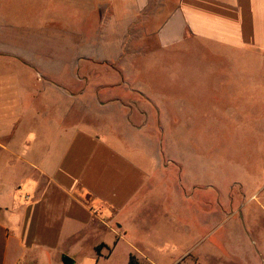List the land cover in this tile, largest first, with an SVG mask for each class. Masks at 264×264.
I'll return each instance as SVG.
<instances>
[{"label":"crops","instance_id":"1","mask_svg":"<svg viewBox=\"0 0 264 264\" xmlns=\"http://www.w3.org/2000/svg\"><path fill=\"white\" fill-rule=\"evenodd\" d=\"M19 1L22 15L0 5V264H259L264 204H251V236L230 225L231 249L215 245L224 214L199 182L206 156L162 153L152 131L190 94L161 102L148 82L177 65L184 79L193 39L214 45L251 58V119L264 122V0ZM131 32L157 54L129 91ZM83 95L82 120L68 122L65 96ZM182 160L188 187L167 171Z\"/></svg>","mask_w":264,"mask_h":264},{"label":"rangeland","instance_id":"2","mask_svg":"<svg viewBox=\"0 0 264 264\" xmlns=\"http://www.w3.org/2000/svg\"><path fill=\"white\" fill-rule=\"evenodd\" d=\"M0 5L3 10H17L21 15L24 8V2L19 0H0ZM100 35L102 34L96 36ZM123 36L131 63L128 73V78L131 79L127 82V87L132 91L136 67L140 71L150 67L145 63L153 58L154 53L157 54V49L148 42L147 33L131 32ZM191 46L195 58H192V62L190 58L187 60L188 65L184 69L186 78L183 79V72L177 65L173 66L175 75L166 82H148V93L161 102L168 100L170 89L190 94L182 113L169 112L172 120L166 119L165 128L162 127L159 132L157 129L152 131L154 135H161V140H164V143L160 141L162 153L182 159L190 153H202L206 156L201 170L204 176L199 178V182L203 186L202 190L207 192L209 201L222 202L223 239L216 241L215 245L228 250L233 243L224 233L228 226H237L244 234L251 236V204H264V122L251 119L254 115V111H251L254 104L251 95V58L234 56L233 53L227 56L223 49L195 39L191 41ZM180 52L183 54V50ZM231 56L236 60L230 61L227 57ZM198 59L202 62H198ZM86 96L79 99L65 96V120H82L87 105L93 100ZM184 117L188 123H184ZM183 163L182 160L176 167L168 163L167 171L178 172L182 182L185 177L188 187L192 177L182 167ZM260 216L257 227L264 238V215ZM252 248L264 249V241L258 242L256 246L252 245ZM124 253L125 247H122L117 254L118 262ZM200 253L207 255L209 251L201 249ZM170 257L156 258L155 261L167 264ZM256 258L259 264H264V250Z\"/></svg>","mask_w":264,"mask_h":264},{"label":"water","instance_id":"3","mask_svg":"<svg viewBox=\"0 0 264 264\" xmlns=\"http://www.w3.org/2000/svg\"><path fill=\"white\" fill-rule=\"evenodd\" d=\"M63 264H72V261L68 257H62Z\"/></svg>","mask_w":264,"mask_h":264},{"label":"trees","instance_id":"4","mask_svg":"<svg viewBox=\"0 0 264 264\" xmlns=\"http://www.w3.org/2000/svg\"><path fill=\"white\" fill-rule=\"evenodd\" d=\"M99 248H100V246L97 247L96 249L98 250ZM129 264H135V261H134V258L133 257H130L129 258Z\"/></svg>","mask_w":264,"mask_h":264}]
</instances>
